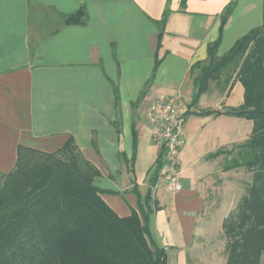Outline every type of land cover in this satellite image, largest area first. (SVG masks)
<instances>
[{
  "label": "crops",
  "instance_id": "0c3cea01",
  "mask_svg": "<svg viewBox=\"0 0 264 264\" xmlns=\"http://www.w3.org/2000/svg\"><path fill=\"white\" fill-rule=\"evenodd\" d=\"M229 2L0 0V171L13 169L20 146L53 153L72 139L98 170L94 184L119 217L139 213L151 190L152 241L166 250L168 264H198L225 218L208 205V190L215 174L224 186L231 172L222 171L223 156L207 157L247 140L249 120L189 113L178 155L182 189L172 194L155 180L161 148L147 109L160 97L188 107L191 67L206 60L208 45L220 37L222 56L262 24L263 0H236L220 30ZM80 9L82 18L67 23ZM242 102L240 83L226 92L212 85L196 109Z\"/></svg>",
  "mask_w": 264,
  "mask_h": 264
},
{
  "label": "trees",
  "instance_id": "16d2710c",
  "mask_svg": "<svg viewBox=\"0 0 264 264\" xmlns=\"http://www.w3.org/2000/svg\"><path fill=\"white\" fill-rule=\"evenodd\" d=\"M235 5L230 0L224 9L220 30ZM83 14L80 9L65 20L78 22ZM219 44L220 37L208 45L206 60L191 67L186 116L252 122L247 140L207 158L223 156L222 171L245 167L252 173L250 187L222 223L225 264H264V0L259 27L222 56H217ZM236 82L243 88L241 105L196 109L212 85L226 92ZM157 165L159 170L160 160ZM98 175L72 139L53 153L18 147L13 169L0 173V264H168L166 250L150 236L152 191L139 213L119 217L101 198L104 191L94 184Z\"/></svg>",
  "mask_w": 264,
  "mask_h": 264
},
{
  "label": "built area",
  "instance_id": "2783aa9c",
  "mask_svg": "<svg viewBox=\"0 0 264 264\" xmlns=\"http://www.w3.org/2000/svg\"><path fill=\"white\" fill-rule=\"evenodd\" d=\"M186 112L187 107L177 99L164 97L153 101L147 109V117L152 122V140L161 148L157 180L172 194L182 189L178 155L183 143Z\"/></svg>",
  "mask_w": 264,
  "mask_h": 264
},
{
  "label": "rangeland",
  "instance_id": "374dc122",
  "mask_svg": "<svg viewBox=\"0 0 264 264\" xmlns=\"http://www.w3.org/2000/svg\"><path fill=\"white\" fill-rule=\"evenodd\" d=\"M233 95L234 97H236L235 89L233 91ZM248 125L250 128L249 129V135H250V132L252 129V122L250 120L248 121ZM237 128L238 127L237 126L235 127V125L232 127L233 132H234L233 133L234 140H237L235 139L236 132L240 130ZM249 135L247 137H249ZM196 141L197 140H193L191 142L190 149L192 150L194 149L195 144L197 143ZM0 173H5V172L0 171ZM228 175H229V179L227 178L226 185L223 186V185H220V182H219V180L222 177L220 176V174H215L214 177L216 179L218 178L219 179L218 180L215 179L216 184L215 186L211 187L208 190V196H207V200L209 201L208 205H210L211 207H214V209H221L219 211L220 216H222V214H225V218L228 216V214L233 213L236 210L235 208L239 200L246 193L247 189L250 187V184L252 182V173L249 172L245 167L233 169ZM222 211H224V213H222ZM222 223H221V231L217 232V234H213L209 240L207 239L209 242L208 248L198 253L197 255L198 264H225L226 262V252H225L226 239L223 235ZM214 226L212 228H214ZM189 260L191 262L193 261L196 262L193 256H191V259ZM170 264L172 263L170 262Z\"/></svg>",
  "mask_w": 264,
  "mask_h": 264
}]
</instances>
